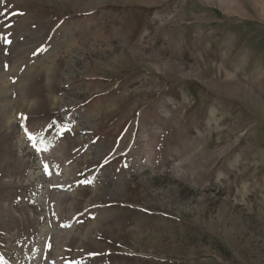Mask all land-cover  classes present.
<instances>
[{
    "label": "rangeland",
    "instance_id": "rangeland-1",
    "mask_svg": "<svg viewBox=\"0 0 264 264\" xmlns=\"http://www.w3.org/2000/svg\"><path fill=\"white\" fill-rule=\"evenodd\" d=\"M0 37V264H264V0H0Z\"/></svg>",
    "mask_w": 264,
    "mask_h": 264
},
{
    "label": "snow or ice",
    "instance_id": "snow-or-ice-1",
    "mask_svg": "<svg viewBox=\"0 0 264 264\" xmlns=\"http://www.w3.org/2000/svg\"><path fill=\"white\" fill-rule=\"evenodd\" d=\"M0 38H3L5 39V42L6 43H11L10 40H7L6 37H0ZM21 118L22 119H27V117L23 116V114H21ZM25 134L28 138V140L30 142H32V147L35 148L37 151H48V147L47 146H44V147H40L39 145L43 143V138L41 136H39V134L37 133H33V132H30L27 127H25ZM44 170L46 173H48L49 175L51 174L50 171H49V166L48 165H45L44 166ZM83 183H91V181H83Z\"/></svg>",
    "mask_w": 264,
    "mask_h": 264
}]
</instances>
